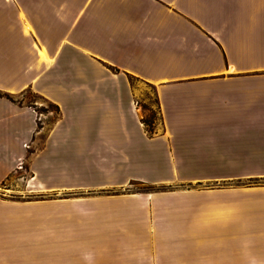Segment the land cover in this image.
Returning a JSON list of instances; mask_svg holds the SVG:
<instances>
[{"label": "crops", "instance_id": "0c3cea01", "mask_svg": "<svg viewBox=\"0 0 264 264\" xmlns=\"http://www.w3.org/2000/svg\"><path fill=\"white\" fill-rule=\"evenodd\" d=\"M26 90L59 118L0 97V183L30 149L48 199L0 198V264H264V0H0Z\"/></svg>", "mask_w": 264, "mask_h": 264}, {"label": "rangeland", "instance_id": "374dc122", "mask_svg": "<svg viewBox=\"0 0 264 264\" xmlns=\"http://www.w3.org/2000/svg\"><path fill=\"white\" fill-rule=\"evenodd\" d=\"M131 85L140 91V95L136 101L137 116L141 123L144 125L148 135L153 136L158 132L160 124V115L157 108V101L154 96V89L136 81L131 80ZM16 101L20 105L34 107L35 111L39 115L40 120L37 124L39 127L45 126V129L49 128L59 118V109L51 102L45 100L33 92L26 90L20 95L15 96ZM146 98L147 100H144ZM44 134V133H43ZM24 159L19 162V165L15 171H13L7 179L0 183V198L17 201H32V200H47L48 195L46 193H30L23 194L18 192L26 184V178L29 176L30 171L28 167V161L30 159V149ZM249 183H255V180H249ZM144 186L140 183H133L130 186L131 190H138Z\"/></svg>", "mask_w": 264, "mask_h": 264}, {"label": "trees", "instance_id": "16d2710c", "mask_svg": "<svg viewBox=\"0 0 264 264\" xmlns=\"http://www.w3.org/2000/svg\"><path fill=\"white\" fill-rule=\"evenodd\" d=\"M0 97L1 98H6V99H8V100H10V101H12V102H15V103H18L17 101H16V97H15V95H13V94H9V93H6V92H3V91H0Z\"/></svg>", "mask_w": 264, "mask_h": 264}]
</instances>
